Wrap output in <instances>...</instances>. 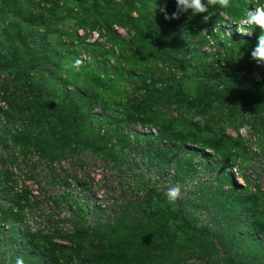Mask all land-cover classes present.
I'll return each instance as SVG.
<instances>
[{
	"label": "rangeland",
	"instance_id": "374dc122",
	"mask_svg": "<svg viewBox=\"0 0 264 264\" xmlns=\"http://www.w3.org/2000/svg\"><path fill=\"white\" fill-rule=\"evenodd\" d=\"M34 1L16 0L21 9ZM163 2L45 0L40 8L70 10L57 16L69 38L32 37L29 45L44 51L29 59L22 44L32 20L14 18L10 58L3 57L11 42L0 43V264L2 254L16 262L35 251L39 259L24 264H237L227 249L246 264H264V157L236 121L248 115L251 98L264 100V66L251 58L261 29L237 31L245 12L264 0H231L229 8L173 20L158 10ZM176 8L167 0L169 16ZM96 10L107 29L87 24ZM85 12L91 19L79 22ZM74 31L96 47L74 49ZM108 31L119 39L110 42ZM87 65L89 74L77 68ZM53 88L74 95L68 110L51 106ZM139 173L156 197L135 188ZM236 185L245 188H234L232 198ZM177 186L173 203L167 193ZM247 216L254 222L245 225ZM238 227L255 240L233 241Z\"/></svg>",
	"mask_w": 264,
	"mask_h": 264
},
{
	"label": "trees",
	"instance_id": "16d2710c",
	"mask_svg": "<svg viewBox=\"0 0 264 264\" xmlns=\"http://www.w3.org/2000/svg\"><path fill=\"white\" fill-rule=\"evenodd\" d=\"M35 3H38V4L37 5L33 4L34 7H27V8L26 7H22V9H21V8L17 7L16 0H0V22L1 23L3 22V24L5 22L4 25L2 24L0 26V27H3V29L0 30V35L6 38V40H4L3 42H0V43L4 44L7 47L6 43L7 42H9V43L11 42L8 45V48H10V54H6V56L3 57V58H10L12 56L11 53L15 51V49L12 48V44H13L14 41H16V39H17L16 36H17L18 32L15 30L16 22H15L14 18H18L19 16H20L21 19L29 17L32 20L31 26L28 25V27L31 28V30H28L27 31L28 33H25L24 36L22 35L23 38L26 37V39L24 40V42L22 44V48H23V51H24V55L27 57V59H29V57L31 55H33V51H37V53H41V52L44 51V49L42 50V46L36 48L35 45L34 46H30L29 45V42L32 39V37L37 42H41L45 38H49L50 40H54L53 36L59 37V36H63L64 34H66L62 30L58 29L59 28V23L57 21V16L58 15H62L64 13H66V12L69 13L70 10L67 11L68 9H66L65 7L60 8V7H56V6L48 7V9H45V7L44 8H40V4L41 5L45 4V0H37V2H35ZM28 10H30L31 14L28 12ZM94 15H95L94 20L89 21L87 24H93V28H100V29H102V28L104 29L105 28V29H107L106 28L107 24L105 25L106 21H103L104 14L103 13H98V11H97V12L94 13ZM86 16H89L88 19H91L89 13H87V12H85L84 16H82L81 14L78 15L77 17L79 19V22H84V20H85L84 17L86 18ZM5 17H7V18L5 19ZM6 20H9V22H8L9 25L6 22ZM79 24H82V25H77L79 28H80V26L83 27V25H84L83 23H79ZM5 26H7V27H5ZM16 27L18 28V24L16 25ZM77 34H78V32L74 31L73 36H74V38L76 36V40L79 42V43L74 45V47H75L74 49H77V48L84 49L85 47H88L90 49H94L96 47L95 43H93L94 45H83V40L81 38H78ZM110 35H111V32L108 31L107 32V38L110 39V40L112 38V40L110 42H114L115 40L119 39L117 35H114L113 37H110ZM64 36L69 38L68 35H64ZM74 41L75 40H73V42ZM103 54H107V52H105V51L101 52L100 55H103ZM77 68L79 70H84V73H87V74L91 73V71H89V66L88 65L85 66V67L81 66V67H77ZM1 69H3V68H1ZM25 87H27V85H20L19 86L20 89L25 88ZM53 90L55 91V93H53L54 97L50 100L51 106H52V104L54 102V104L60 105V106H57V107L65 106L64 109L68 110L70 108L69 102L74 99V97H73L74 95H70L67 92L66 89L58 88L56 90V88H53ZM79 94L80 95H78V97H77L78 101L79 100L80 101L86 100V97L83 95V93H79ZM261 97H263V96H261ZM261 97H259V98H257V97L256 98L255 97L251 98L253 102L251 103L252 107H251V104H250V108L251 109L249 110V112H247L248 115H244L243 114L244 111H240L239 115L243 114L244 117L242 119H237L236 121H238V120H240V122L243 121V125H240V126H243V127H241V128H243V131L245 129V126H248V130L244 131V132L246 134L247 133L249 134L251 132L253 133V134L251 133L250 139L253 138L255 140V145L261 150L260 156L264 157V141H262V140H264V139H262L264 137V100H262ZM68 99L70 101H68ZM257 99L259 100V103L257 102ZM236 121H235V123H236ZM236 134H237V138L239 140H241L242 137L240 135V131L239 130H236ZM250 139H248V141H247L248 143L251 142ZM226 141H228V138H226ZM217 146H219V148H218L219 151L222 152V150H221L222 145H218L217 144ZM241 146H242V144H240V143L235 144L234 145L235 152H237V150L239 148H241ZM248 146H250V145H248ZM249 148L250 147H246L244 150H240L238 152L239 156H240V152H242V151H243V154H246L248 152L247 150ZM207 155L208 154L205 153L204 156H206V158H208ZM225 155L227 157L231 156L234 159L238 158L236 156V153H233L232 155H230L229 153H225ZM233 165H234L233 163H230L229 165L226 163L225 166H224V169L229 168V167L232 168ZM225 174H226L225 177H228V179L231 180L230 182L233 185V180L231 179L232 177L229 176L227 173H225ZM142 177H143V173H139L138 175H136V174L134 175L133 182L135 184L134 185L135 188L137 190H141L142 192L146 193V197H148V198L153 197V196L156 197L157 195L155 193L157 192V189H152L151 191H149L147 189V186L145 185V183H143ZM218 188L219 187H217L215 189H218ZM234 188L243 190L245 187L244 186L242 187V185H236V186L230 187L229 188V192L233 193V195L230 196L232 198H234L235 195L238 194ZM15 192H17L16 195H15V196H17L16 198L17 199H21V194L20 195L18 194L20 191H15ZM28 193H29V191L26 190L25 195H27ZM223 194H224V192H223ZM48 196L52 199V201L54 203L57 202V198H53L50 194ZM73 203H75V202H73ZM76 219L80 223L84 222V220H85L84 210L82 208H80V207H78L77 210H76ZM144 219H145V224H147L149 226L151 224L150 218L146 216V217H144ZM246 219H247L246 222H244L245 225H248V224H251V222H254V217L247 216ZM238 223H239V227L245 226V225L240 226L241 223L240 222H238ZM239 227L233 232L234 233V235L232 236L233 241H241L242 239H245V240L254 239L255 240V236H250V235L247 236V235H243V234L237 233V231L240 229ZM22 235L23 234H20L19 238H21ZM23 236H24L23 240L29 241L26 238V234H24ZM41 238L43 239L42 236H41ZM45 238H47V236ZM69 239H71V238H69ZM224 239H226V238L224 237ZM245 243H246V241L237 242V249L238 248H243L242 246H244ZM23 246L24 247L25 246L29 247L30 245L29 244H25ZM226 254L228 255V258H229L230 261H234L237 264H246V262H245L246 258L242 257L243 255L241 253L239 255L237 252H235V250L230 252L229 249H227L226 250ZM12 257H13L12 254H9L7 257H6V255L2 254V258H1L2 259V263L1 264H5L4 261L5 260H7V261L11 260ZM38 259H39V257L36 255V251H35V255L34 256H30L28 258L25 255L24 258H23V260L26 261V262H28V261H36ZM8 264H15V261L11 260Z\"/></svg>",
	"mask_w": 264,
	"mask_h": 264
},
{
	"label": "clouds",
	"instance_id": "9594fccd",
	"mask_svg": "<svg viewBox=\"0 0 264 264\" xmlns=\"http://www.w3.org/2000/svg\"><path fill=\"white\" fill-rule=\"evenodd\" d=\"M176 11L171 14L167 13V0H164L163 4L158 5V10L164 14L166 20L179 19L182 14L191 12V14H204L209 11V6L215 7L219 5L220 8L225 9L231 6V0H176ZM210 17L204 16V22L206 23ZM256 25L261 29V34L257 38V44L251 51V58L256 61L257 66H264V6L255 7V11L247 10L245 12V18L239 22L237 31L242 35H249L244 26ZM201 33L207 35V29L201 31ZM81 63L80 60L75 62L76 65ZM196 122L203 124V120L200 116L195 117ZM248 130V126H245L244 131ZM180 195L179 187L170 188L167 196L170 202L175 200ZM15 264H24L22 257H17Z\"/></svg>",
	"mask_w": 264,
	"mask_h": 264
}]
</instances>
